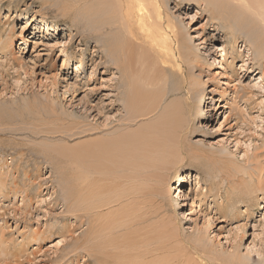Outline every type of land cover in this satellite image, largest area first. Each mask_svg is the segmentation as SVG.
Instances as JSON below:
<instances>
[{"label":"rangeland","instance_id":"374dc122","mask_svg":"<svg viewBox=\"0 0 264 264\" xmlns=\"http://www.w3.org/2000/svg\"><path fill=\"white\" fill-rule=\"evenodd\" d=\"M165 1L190 55L175 43L166 54L147 40L153 46L143 45L137 76L147 90H154L150 78H162L163 97L155 114L131 128L177 103L187 153L211 160L188 156L165 182L140 171L121 184L125 200L92 210L68 201L65 186L79 185L76 151L109 136L121 124L116 115L125 116L111 110L118 76L100 58L95 71L96 43L80 41L72 13L43 9V0H0V264H99L96 246L112 264L105 251L119 256L123 242L135 245L145 264H264V191L254 169L264 161L263 70L242 61L229 69L225 51L217 52L225 35L213 31L209 13L194 2ZM70 46L86 60L82 67L64 62ZM84 105L94 112L83 115Z\"/></svg>","mask_w":264,"mask_h":264},{"label":"bare ground","instance_id":"6f19581e","mask_svg":"<svg viewBox=\"0 0 264 264\" xmlns=\"http://www.w3.org/2000/svg\"><path fill=\"white\" fill-rule=\"evenodd\" d=\"M177 1L179 5L184 2H194L198 8L209 13L207 21L214 23L213 31L225 35L223 47L217 49V52L225 51L223 60L228 62L229 69L234 70L236 63L242 61L247 63L244 66L247 69L250 68V65L253 68V65L257 64L263 70L264 75V0ZM42 7L48 10L56 8L62 11L65 16L72 13L71 15L74 16L71 19L74 18L73 26H76L79 29L77 31L82 35L79 34L80 41L87 40V42L96 43L95 49L97 50L94 49L96 59L92 58L91 62L94 65L100 58L98 63L104 64L107 70L115 71L118 76L113 84L116 94L111 95L115 101V104H111V110L118 109L121 114L125 112L124 119L119 118L120 114L116 115L113 122L121 124L109 136L90 140L76 151L78 155L73 162L77 165V170L79 169L76 174L79 178V185L75 188L66 183L65 190L68 201L75 200V203L91 204L93 207L90 209L92 210L110 208V206L125 200L127 192L121 193L120 191L119 193L121 184L135 177L140 171L146 172L150 179L159 180L163 177L162 180L165 182V180H171L172 171H174L173 173L177 172L176 166L182 161L191 159L192 155L198 160L200 158L205 161L211 160V154L200 152L196 155H189L187 153L188 145L185 143L184 131L181 129L183 119L179 117L177 103L166 108L159 115L160 117L156 118V121L143 124L138 129L131 128L141 119L155 114L160 106L158 102L163 97V95L161 96L162 92L157 89L161 88L164 91V87L159 86L162 78H150L151 87L154 90H147L149 84L142 82L137 76L141 72L137 66L144 65V63H140V60H145L143 58L145 56L143 53L144 44H150L149 41H151V44H154L160 51L169 54L173 53L172 44L175 43L176 46L178 45V50L182 48L188 56L190 55L188 38L179 28L175 30L176 26L170 20L165 0H43ZM71 20L70 22H72ZM49 31L58 33L59 28L51 26ZM141 34L146 36L144 41L139 37ZM243 37L245 38V45L242 46L244 49L239 51L238 44L243 40ZM227 41H231V43L229 44ZM151 44L150 46H153ZM228 45L230 49L232 48L231 52H227ZM245 49H247V54H245ZM71 50L72 47H68L67 59L64 62L80 61L79 67H82L86 60L84 57L77 60V57L73 56V52H70ZM191 58L192 56H190ZM217 60L214 59L213 63H217ZM97 66H93L95 71ZM83 110L82 114L88 116L95 109L84 105ZM108 123L111 124V122H107V125ZM254 169H257L260 176L256 183L258 190L264 191V161H261ZM99 176L104 181L101 186L98 183ZM70 182L72 181L70 180ZM180 194L182 197L185 195L182 190H180ZM119 215L121 216V214ZM110 216L109 221H112L113 217L115 219L118 217L117 214ZM88 217H90L89 214ZM118 227L122 226L116 228ZM124 244L123 242L118 245L119 249L124 248L119 256L115 257L105 251L107 256H114L115 261L112 264H145L140 260L142 259L140 251L135 245ZM110 245L112 246V244ZM96 247L98 252L94 248L92 251L98 256L97 263L110 264V261L106 262L102 257L104 248ZM142 256H144L143 253ZM157 262L160 261L157 260ZM234 262L233 264H244L240 260ZM162 263L164 262L162 261Z\"/></svg>","mask_w":264,"mask_h":264}]
</instances>
